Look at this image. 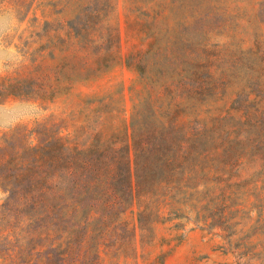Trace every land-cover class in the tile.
Masks as SVG:
<instances>
[{
	"label": "rangeland",
	"instance_id": "rangeland-1",
	"mask_svg": "<svg viewBox=\"0 0 264 264\" xmlns=\"http://www.w3.org/2000/svg\"><path fill=\"white\" fill-rule=\"evenodd\" d=\"M134 103L195 141L243 211L224 231L135 203L119 264H264V222L244 217L264 211V0H0V144L18 127L47 158L58 134L132 143Z\"/></svg>",
	"mask_w": 264,
	"mask_h": 264
},
{
	"label": "trees",
	"instance_id": "trees-1",
	"mask_svg": "<svg viewBox=\"0 0 264 264\" xmlns=\"http://www.w3.org/2000/svg\"><path fill=\"white\" fill-rule=\"evenodd\" d=\"M149 115L159 118L155 110ZM130 127L132 143L119 146L110 139L83 149L58 134L46 145L58 142V155L48 158L41 142L28 145L23 127L4 138L0 264H119L121 232L133 233L122 215L135 203L140 220L147 211L159 217L168 209L167 220L196 211L200 221H210L208 227L225 231L239 217L238 205L222 202L224 191L215 195L214 165L203 166L199 145L185 133L178 136L176 123L165 135L150 127L146 112L134 103ZM250 212L244 215L248 221L264 222V211L255 218Z\"/></svg>",
	"mask_w": 264,
	"mask_h": 264
}]
</instances>
